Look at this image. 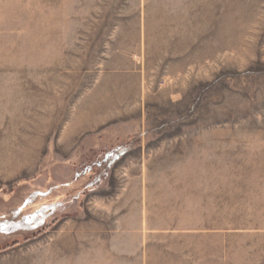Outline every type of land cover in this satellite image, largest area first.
I'll use <instances>...</instances> for the list:
<instances>
[{"label": "rangeland", "instance_id": "1", "mask_svg": "<svg viewBox=\"0 0 264 264\" xmlns=\"http://www.w3.org/2000/svg\"><path fill=\"white\" fill-rule=\"evenodd\" d=\"M0 264H264V0H0Z\"/></svg>", "mask_w": 264, "mask_h": 264}]
</instances>
